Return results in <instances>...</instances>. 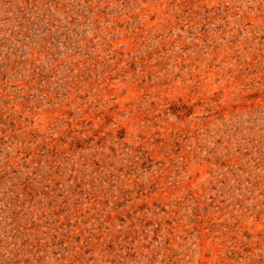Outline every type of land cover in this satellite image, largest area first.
<instances>
[{
    "label": "rangeland",
    "instance_id": "1",
    "mask_svg": "<svg viewBox=\"0 0 264 264\" xmlns=\"http://www.w3.org/2000/svg\"><path fill=\"white\" fill-rule=\"evenodd\" d=\"M0 264H264V0H0Z\"/></svg>",
    "mask_w": 264,
    "mask_h": 264
}]
</instances>
